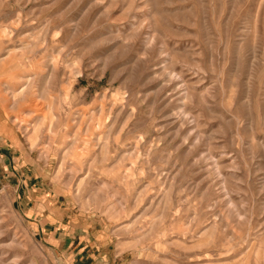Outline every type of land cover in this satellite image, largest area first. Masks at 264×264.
I'll return each instance as SVG.
<instances>
[{"label":"rangeland","instance_id":"rangeland-1","mask_svg":"<svg viewBox=\"0 0 264 264\" xmlns=\"http://www.w3.org/2000/svg\"><path fill=\"white\" fill-rule=\"evenodd\" d=\"M0 264H264V0H0Z\"/></svg>","mask_w":264,"mask_h":264},{"label":"crops","instance_id":"crops-1","mask_svg":"<svg viewBox=\"0 0 264 264\" xmlns=\"http://www.w3.org/2000/svg\"><path fill=\"white\" fill-rule=\"evenodd\" d=\"M26 197V195H25ZM29 197V196H27ZM31 197H29L30 199ZM31 201H28L27 202V207H28V210L30 211L31 215H32V218L35 217V221L37 223H40L41 224V202H34L32 199H30ZM54 233V232H52ZM56 234V233H55Z\"/></svg>","mask_w":264,"mask_h":264}]
</instances>
